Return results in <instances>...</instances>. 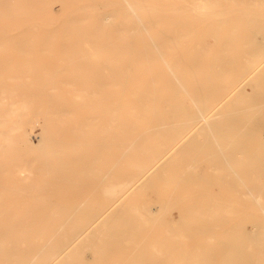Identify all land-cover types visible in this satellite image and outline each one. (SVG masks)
<instances>
[{
	"label": "bare ground",
	"instance_id": "6f19581e",
	"mask_svg": "<svg viewBox=\"0 0 264 264\" xmlns=\"http://www.w3.org/2000/svg\"><path fill=\"white\" fill-rule=\"evenodd\" d=\"M0 24V264H264V0H0Z\"/></svg>",
	"mask_w": 264,
	"mask_h": 264
},
{
	"label": "rangeland",
	"instance_id": "374dc122",
	"mask_svg": "<svg viewBox=\"0 0 264 264\" xmlns=\"http://www.w3.org/2000/svg\"><path fill=\"white\" fill-rule=\"evenodd\" d=\"M5 24H0V35L2 34L3 35V31H4V27H2V26H4ZM12 26H14V25H12ZM10 30V32L11 33H13V32H17L18 30H19V28H11V29H8V31ZM29 39H32V40H30V41H35L36 40V38L35 37H30ZM5 39L3 38V37H0V41H4ZM8 41H10V40H8ZM12 41H15L14 39L12 40ZM11 41V42H12ZM4 46H0V49H2V51H4ZM38 59V58H37ZM15 61L17 60V62H19V60H18V57H16L15 59H14ZM44 60H40V59H38V60H36V61H32V62H34V63H36V64H41L42 62H43ZM16 65V64H15ZM23 79V81H27V82H29V83H32L33 82V80H32V78L30 77V78H22ZM36 108L37 109H39V111H42V107L40 106V105H37L36 106ZM29 113L31 114V112L29 111ZM30 114H28V113H23L22 114V117H23V119H27L28 117H29V119L26 121L27 122V128L30 130V129H32V132H33V134H38V133H40V131H41V126H40V123L39 122H36L37 120H35L33 117H32V114H31V117H30ZM40 116V115H39ZM39 120L40 121H44V119H43V117L42 116H40L39 117ZM35 123H37V124H35ZM43 123V122H42ZM40 130V131H39ZM38 142V141H37ZM3 153H5V152H3ZM0 158H2L5 162H6V165L5 166H3V168H8L10 165H8L7 163H9V161L10 162H14L16 159H18L17 157H15V155H10V153H6V156H0ZM21 160V159H20ZM10 168H11V166H10ZM22 172H19L18 170L17 171H13V172H11V173H8L7 175L8 176H11L12 178L13 177H23V175L21 174ZM34 176H33V179H35V178H39V176H41V174L40 173H34L33 174ZM26 176H27V174H26ZM25 176V177H26ZM59 194L60 193H58V191H56V192H53L52 193V197H51V199H52V201H57V202H59V201H61L62 200V198H61V196H59Z\"/></svg>",
	"mask_w": 264,
	"mask_h": 264
}]
</instances>
